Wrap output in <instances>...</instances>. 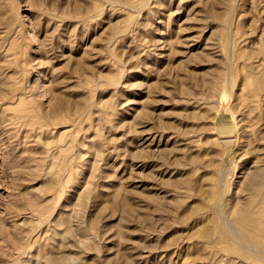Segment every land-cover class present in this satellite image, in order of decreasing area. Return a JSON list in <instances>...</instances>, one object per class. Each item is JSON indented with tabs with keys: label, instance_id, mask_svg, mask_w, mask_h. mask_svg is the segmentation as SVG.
Masks as SVG:
<instances>
[{
	"label": "rangeland",
	"instance_id": "1",
	"mask_svg": "<svg viewBox=\"0 0 264 264\" xmlns=\"http://www.w3.org/2000/svg\"><path fill=\"white\" fill-rule=\"evenodd\" d=\"M262 78L264 0H0V264H264Z\"/></svg>",
	"mask_w": 264,
	"mask_h": 264
},
{
	"label": "bare ground",
	"instance_id": "2",
	"mask_svg": "<svg viewBox=\"0 0 264 264\" xmlns=\"http://www.w3.org/2000/svg\"><path fill=\"white\" fill-rule=\"evenodd\" d=\"M262 79H264V78H262ZM256 92H258V88H257V91ZM232 115V114H231ZM229 120H233V121H235V125H236V127H237V129H238V126H239V122L238 121H236V117L235 116H231V117H229ZM223 123L222 124H224V126L223 127H226V124H228V123H230L229 121H226V119H224L223 121H222ZM237 132H238V130H237ZM237 135H236V137L235 138H232V139H221V140H225V141H229L228 143H231L230 141H232V140H237V139H239L238 141H240V138H242L241 136H240V134H239V132L238 133H236ZM243 136H245V134H243ZM229 137V136H228ZM247 137V136H246ZM251 137H249V139H250ZM246 140H247V138H245ZM252 139V138H251ZM244 140L242 139V142H243ZM251 140H249V142H250ZM253 141V140H252ZM251 141V142H252ZM237 142V141H236ZM245 142V141H244ZM248 142V143H249ZM260 143V142H259ZM263 142H261V146L258 148V153H257V159H256V161L254 162V164L250 167L251 169H249V171H247L246 173H245V175L243 176V179H242V182H240V183H242V184H240V183H238L239 185H241V191H243V192H245V191H247V190H251V192H252V194L253 195H256L259 191H260V189H262V187L264 186V179H263V177L260 175L261 174V172L262 171H264V143L262 144ZM244 144V143H243ZM244 146V145H243ZM256 149V148H255ZM245 150V149H244ZM247 150V149H246ZM254 150V149H253ZM246 153V152H245ZM255 155H254V157H256ZM253 157V158H254ZM254 161V160H253ZM252 161V162H253ZM247 164V163H246ZM247 167V166H246ZM245 167V168H246ZM249 168V167H248ZM242 174H244V173H242ZM242 176V175H241ZM240 176V177H241ZM240 177H239V179H240ZM239 181V180H238ZM241 181V180H240ZM239 187V186H238ZM219 191L221 192L222 190L221 189H219ZM218 192V191H217ZM223 192V191H222ZM225 192V191H224ZM223 192V193H224ZM238 194H239V196H241V198H242V195L238 192ZM218 195H220V194H218ZM223 195H225V194H223ZM236 197L233 201H234V203L232 202V204L230 205V209H228V210H231L230 212L232 213V215H233V217L234 216H237V215H239V214H242V212H243V206H242V201L240 200V197ZM220 199H222V197L220 198ZM219 199V200H220ZM226 199V198H225ZM227 199H229V198H227ZM226 199V200H227ZM225 200V201H226ZM223 201V200H222ZM228 201V200H227ZM219 203V202H218ZM228 203V202H227ZM220 204H221V201H220ZM223 205H225L224 203H222ZM221 204V205H222ZM264 207V206H263ZM222 211V210H221ZM220 211V212H221ZM225 213H226V210H225ZM224 213H222V215H223ZM228 217V216H227ZM226 218V217H225ZM224 218V219H225ZM226 220H228V219H226ZM225 220V221H226ZM228 222L230 223V220L229 221H227V223H225L224 225L226 226V225H228ZM245 222V221H244ZM231 225V224H230ZM227 226V228H228V230L230 229V227L231 226ZM233 225V224H232ZM235 226V225H234ZM243 226H245V225H243ZM233 229H234V227H232ZM239 228H241V227H239ZM242 229H244V228H241L240 230H242ZM227 230V231H228ZM231 230V229H230ZM229 230V231H230ZM228 231V232H229ZM236 231H237V229H236ZM245 231H246V229H245ZM239 232V231H238ZM233 233V232H232ZM234 234V233H233ZM240 234V233H239ZM235 235V234H234ZM239 236V235H238ZM248 237H250L251 238V235L249 236L248 235ZM257 237H259V236H257ZM241 239V238H240ZM245 241V240H244ZM243 240H242V242H244ZM250 241H252V240H250ZM257 241V240H256ZM258 242V241H257ZM252 243V242H251ZM258 244V243H257ZM256 244V245H257ZM255 245V246H256ZM244 246H245V243H244ZM254 246V245H253ZM252 246V247H253ZM247 247L249 248L250 247V245L248 246L247 245ZM254 248V247H253ZM259 247H257V249H258ZM259 249H261V248H259Z\"/></svg>",
	"mask_w": 264,
	"mask_h": 264
},
{
	"label": "water",
	"instance_id": "3",
	"mask_svg": "<svg viewBox=\"0 0 264 264\" xmlns=\"http://www.w3.org/2000/svg\"><path fill=\"white\" fill-rule=\"evenodd\" d=\"M230 122V121H229ZM224 126V125H223ZM218 126V134L222 137L232 136L236 132V125L232 122L226 124V127Z\"/></svg>",
	"mask_w": 264,
	"mask_h": 264
}]
</instances>
